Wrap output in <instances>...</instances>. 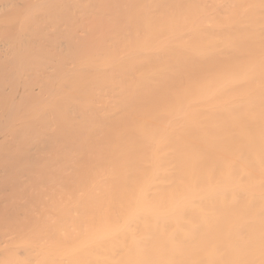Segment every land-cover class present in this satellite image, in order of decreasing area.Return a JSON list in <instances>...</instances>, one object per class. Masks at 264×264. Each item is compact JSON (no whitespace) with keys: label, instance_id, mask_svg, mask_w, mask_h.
I'll use <instances>...</instances> for the list:
<instances>
[{"label":"bare ground","instance_id":"6f19581e","mask_svg":"<svg viewBox=\"0 0 264 264\" xmlns=\"http://www.w3.org/2000/svg\"><path fill=\"white\" fill-rule=\"evenodd\" d=\"M0 264H264V0H0Z\"/></svg>","mask_w":264,"mask_h":264}]
</instances>
